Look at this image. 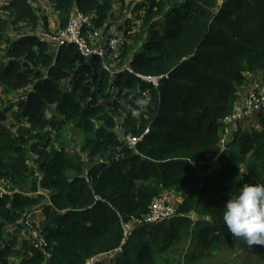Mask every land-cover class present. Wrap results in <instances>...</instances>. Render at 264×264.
<instances>
[{
    "label": "trees",
    "instance_id": "trees-1",
    "mask_svg": "<svg viewBox=\"0 0 264 264\" xmlns=\"http://www.w3.org/2000/svg\"><path fill=\"white\" fill-rule=\"evenodd\" d=\"M44 1L56 28L74 8L94 12L93 27L120 26L118 66L167 77L154 88L109 73L75 44L37 39L48 14L36 0L0 3V181L12 191L0 196V264H175L165 252L175 239L190 264L248 246L222 214L244 183L264 182L263 111L258 127L237 123L228 147L218 142L264 71V0ZM128 135L142 137L130 147ZM164 191L177 197L175 217L142 222L122 243V223L145 218ZM31 212L45 250L19 234ZM252 247L264 264V246Z\"/></svg>",
    "mask_w": 264,
    "mask_h": 264
},
{
    "label": "built area",
    "instance_id": "built-area-1",
    "mask_svg": "<svg viewBox=\"0 0 264 264\" xmlns=\"http://www.w3.org/2000/svg\"><path fill=\"white\" fill-rule=\"evenodd\" d=\"M221 1V0H220ZM95 13H83L75 9L69 14V19L65 27L54 28L43 26L35 32V36L40 41H47L53 47L62 44H75L80 54L84 57L96 56L101 60V67L109 73L115 70H128L134 73L141 80L150 83L154 88L158 87L160 81L167 77L166 74H144L135 72L131 67H119L117 62L121 59L120 48L122 44L123 29L118 25L110 24L102 28L93 27L92 19ZM147 92H142L145 95ZM264 109V71L251 78L246 91L239 94L236 99L233 111L222 119V128L219 134V151L228 147L230 133L237 123L252 113H257ZM147 131V130H146ZM145 131V132H146ZM142 136H126V143L134 147ZM12 191L5 187L0 181V196L10 194ZM176 215V206L161 199H154L149 207V212L143 219H133L130 222H123L122 243L131 234L132 229L142 222H158L171 219ZM19 234L28 236L32 245L36 249L45 250L48 242L43 232L36 228L33 213H28L20 227ZM84 264H96V257L87 258Z\"/></svg>",
    "mask_w": 264,
    "mask_h": 264
},
{
    "label": "clouds",
    "instance_id": "clouds-1",
    "mask_svg": "<svg viewBox=\"0 0 264 264\" xmlns=\"http://www.w3.org/2000/svg\"><path fill=\"white\" fill-rule=\"evenodd\" d=\"M222 220L234 238L264 246V182L244 183L225 203Z\"/></svg>",
    "mask_w": 264,
    "mask_h": 264
},
{
    "label": "rangeland",
    "instance_id": "rangeland-1",
    "mask_svg": "<svg viewBox=\"0 0 264 264\" xmlns=\"http://www.w3.org/2000/svg\"><path fill=\"white\" fill-rule=\"evenodd\" d=\"M3 1L5 0H0V3H2ZM36 1L39 7L41 8V11L48 14L47 26L49 25V22H50L51 26L50 25L49 26L51 27V29L56 28V26L53 25L54 17L52 18L53 14L49 6L46 4L44 0H36ZM120 62H121V59L117 62V64L119 65ZM122 70H125V69H122ZM141 96L138 95V97H141V98L139 102H137V105L139 104L141 106H144L148 98V93H146L145 95L141 93ZM261 111H263L262 113H264V109ZM258 121H259L258 115L256 113H252L250 116L244 118L238 123L242 130H246V129L248 130L251 127H258ZM68 137H69V134L67 135V139ZM81 139H82V134H78V136L76 135L75 137L76 142L74 141L71 146L77 147ZM161 198H162L161 199L162 201H166L169 204L176 206L177 197L174 193L170 191H164ZM173 244L175 245V247H172L171 251H169L170 249H167L165 252H168V253L166 254L170 257L171 260L173 259L174 262L172 263L185 264L184 260L186 261V257L189 252L188 243L186 244L182 240L175 239ZM173 250L175 251V253L173 252ZM220 251L221 252H218L215 255L210 254V252L208 251H203L200 254V258L197 261L191 262L190 264H260V262L258 261V257L256 253L254 252V249L252 246L251 247L249 246L228 247ZM175 254H177L176 257H175ZM105 263L107 264L109 263V258L107 259V262Z\"/></svg>",
    "mask_w": 264,
    "mask_h": 264
},
{
    "label": "crops",
    "instance_id": "crops-1",
    "mask_svg": "<svg viewBox=\"0 0 264 264\" xmlns=\"http://www.w3.org/2000/svg\"><path fill=\"white\" fill-rule=\"evenodd\" d=\"M54 16H55V15H53L52 18H53ZM56 22H57V20H56V18L54 17L53 25L57 27L58 24H57ZM49 25L51 26V23H50V22H49ZM262 72H263V71H262ZM259 74H260V73H259ZM246 88H247V87L244 86V88L241 89L240 93H241V94L245 93ZM37 212L40 213L38 210L36 211V213H37ZM36 216H37V214H36ZM33 217H34V212H33ZM105 264H106V263H105Z\"/></svg>",
    "mask_w": 264,
    "mask_h": 264
},
{
    "label": "bare ground",
    "instance_id": "bare-ground-1",
    "mask_svg": "<svg viewBox=\"0 0 264 264\" xmlns=\"http://www.w3.org/2000/svg\"><path fill=\"white\" fill-rule=\"evenodd\" d=\"M1 206V205H0ZM2 207V206H1Z\"/></svg>",
    "mask_w": 264,
    "mask_h": 264
}]
</instances>
